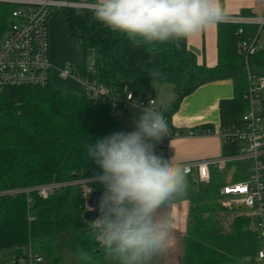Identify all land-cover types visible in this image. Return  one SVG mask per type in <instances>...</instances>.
Returning a JSON list of instances; mask_svg holds the SVG:
<instances>
[{
	"label": "trees",
	"instance_id": "trees-1",
	"mask_svg": "<svg viewBox=\"0 0 264 264\" xmlns=\"http://www.w3.org/2000/svg\"><path fill=\"white\" fill-rule=\"evenodd\" d=\"M14 8L0 3V40L13 23ZM54 13L61 14L69 34L78 39L84 56L81 75L111 93L124 96L132 91L156 98L155 92L148 93L153 81L172 83L176 97L162 113L173 129L170 117L186 95L201 84L225 78L233 80L234 97L219 102V129L242 125L246 94L264 76V46H260L264 26L219 21L218 62L208 66L197 62L186 39L133 46L126 34L98 21L94 10L61 8ZM242 41L256 46L248 58L240 51ZM89 56L93 63L87 66ZM192 129L199 134L215 131L212 125ZM118 131L120 122L110 103L80 91H63L53 83L0 90V249L35 248L42 257L37 264H111L114 260L91 236V223L84 219L87 199L82 185L69 182L94 179L101 172L87 146ZM240 147L237 141H224L222 155L236 154ZM155 151L169 158L165 138L156 143ZM250 164L244 160L225 169L212 167L208 181L187 174L186 194L176 198L189 204L182 264H231L246 257L254 264L259 238L251 228L248 209L223 205L228 196L220 194L225 184L246 180ZM50 183L62 185L47 198L26 191ZM90 184L104 191L95 179ZM80 250L89 252L92 261L79 259Z\"/></svg>",
	"mask_w": 264,
	"mask_h": 264
},
{
	"label": "clouds",
	"instance_id": "clouds-1",
	"mask_svg": "<svg viewBox=\"0 0 264 264\" xmlns=\"http://www.w3.org/2000/svg\"><path fill=\"white\" fill-rule=\"evenodd\" d=\"M93 9L98 21L126 34L133 46L186 39L223 18L220 0H96ZM134 126L87 146L101 169L94 179L104 186L90 234L118 264H149L174 245L173 221L159 210L188 188L183 166L155 151L169 133L163 113L142 107ZM78 258L93 259L84 250Z\"/></svg>",
	"mask_w": 264,
	"mask_h": 264
},
{
	"label": "built area",
	"instance_id": "built-area-1",
	"mask_svg": "<svg viewBox=\"0 0 264 264\" xmlns=\"http://www.w3.org/2000/svg\"><path fill=\"white\" fill-rule=\"evenodd\" d=\"M262 2L264 3V0ZM0 3L15 6L12 11L13 23L6 36L0 40V90L6 87L24 85L44 86L52 83L53 75L57 74L60 78L73 79L80 92L89 98L110 103L113 110L123 104L135 107L147 106L162 112V109L157 107V101L154 97L135 95L132 91L127 92L124 96L115 95L95 80L78 73L73 65L63 69H58L52 65L49 17L61 8L94 10L93 5L95 2L87 0H0ZM220 21L239 24L253 23L263 27L264 15H225ZM239 31L241 32L242 29H239ZM240 51L248 58L255 53L256 46L253 41H242ZM263 88L264 76H261L246 94L248 109L242 116V125L233 124L217 130V134L224 141L231 140L241 143L238 153L179 164L183 166L187 174H195L201 181H208L212 167L225 169L231 162L250 160L248 178L244 181L225 184L221 188L220 194L228 196L223 201V205H243L249 210L259 238L257 258L264 261V133L261 126V90ZM150 101L151 103H149ZM165 119L168 124L166 117ZM168 128L169 133L164 137L167 140V146L170 139L200 135L198 130L194 129L179 130L173 129L169 125ZM92 181L94 179L90 178L74 180L69 183L81 184L83 195L88 200L90 193L94 190L90 184ZM61 185L55 183L43 184L26 191H36L42 198H47L55 188ZM41 261L42 257L37 253H33V250L29 247L28 264H37Z\"/></svg>",
	"mask_w": 264,
	"mask_h": 264
},
{
	"label": "crops",
	"instance_id": "crops-1",
	"mask_svg": "<svg viewBox=\"0 0 264 264\" xmlns=\"http://www.w3.org/2000/svg\"><path fill=\"white\" fill-rule=\"evenodd\" d=\"M220 4L223 10V16L236 15V14H240L241 12L251 13L256 16L264 15V3L262 2V0H220ZM55 14L60 16V19L63 22L64 27H60L57 21H54V25H53L54 27H52V30L54 32L53 41H52L53 44L55 37H57V34L59 36H61V33H63L64 36L65 34H69L67 24L62 18L61 14L59 13H55ZM73 37L76 38L75 36ZM186 40H187L188 48L194 53L198 63H205L208 66H214L217 64L218 22L211 25L207 30L202 31L197 35L186 38ZM262 40L260 41V43L264 42V40L263 41ZM49 41H50V35H49ZM261 45L264 46V44H260V46ZM50 58H51V41H50ZM71 63L73 65L75 64L73 63V61H71ZM75 68L78 71V67L76 65ZM59 79L60 77L57 74H54L52 83L55 85L56 81ZM66 91H79V90L77 84L75 83L74 88H71L70 90H66ZM232 97H234V85H233V80L230 78L206 82L204 84L199 85L191 93L186 95L182 99L178 108L172 113L170 117V123L173 125V127L179 130H186L195 127H202L205 125H212L215 129V132L212 134H200V135L170 139V141L168 142L169 157H172L177 163H183V162H189L199 159H208V158H215L221 156L223 154L222 152H223L224 140L217 134V130H219L221 124L219 102L221 99L232 98ZM261 99H262L261 114H262V118H264V88L261 90ZM159 108L163 109L161 105L159 106ZM262 128L264 133V126ZM179 204L180 205L174 204L175 209L176 208L186 209L188 214V208H189L188 202L181 201ZM251 228L254 231H256L253 223H251ZM246 258H247L245 259L246 264L253 263L252 258L250 257H246Z\"/></svg>",
	"mask_w": 264,
	"mask_h": 264
},
{
	"label": "rangeland",
	"instance_id": "rangeland-1",
	"mask_svg": "<svg viewBox=\"0 0 264 264\" xmlns=\"http://www.w3.org/2000/svg\"><path fill=\"white\" fill-rule=\"evenodd\" d=\"M58 19H60V16L55 13H53L48 19L51 41V63L56 68L63 69L68 65H73L71 63V61H73V63H75L74 65L78 67V73H81L83 70L84 56L81 52V47L79 46L77 39L69 34H65L64 36V34L61 33V36L57 34L54 44L52 43L54 33L52 27H54V21H57L60 27H64L61 19ZM261 44H264V42ZM92 63L93 56H89L86 64L89 66L92 65ZM55 85L63 91L70 90L75 87V83L71 78H60L56 81ZM154 92L158 101L157 107L159 108L161 105L163 109L167 110L170 108L172 104L171 102L176 97L174 85L170 82L153 81L148 88V93L153 94ZM141 108L142 107L121 104L114 110V114L120 122L122 131L131 132L135 130L134 124L140 115ZM263 120L264 118H262V127L264 126ZM231 175L232 172L229 174L228 180H231ZM179 203L180 202L175 199L170 205L163 206L159 210L161 214L170 216L173 221L175 243L166 251L154 255L150 259L149 264H182V257L184 253L183 235L186 229L187 211L186 209L181 208L175 209L174 204L180 205ZM32 250L33 253L38 254V251L35 248H32ZM245 259L247 258L239 259L231 264H246ZM16 261H18V264H28V249L26 247H22L19 251L13 247L0 249V264H15ZM111 264H118V262L113 261ZM254 264H264V261L256 259Z\"/></svg>",
	"mask_w": 264,
	"mask_h": 264
},
{
	"label": "water",
	"instance_id": "water-1",
	"mask_svg": "<svg viewBox=\"0 0 264 264\" xmlns=\"http://www.w3.org/2000/svg\"><path fill=\"white\" fill-rule=\"evenodd\" d=\"M102 193L103 192L101 190L95 189L90 193L88 197L87 209L85 210L83 216L84 219L90 223L99 215L98 202ZM15 264H18V261H16Z\"/></svg>",
	"mask_w": 264,
	"mask_h": 264
}]
</instances>
